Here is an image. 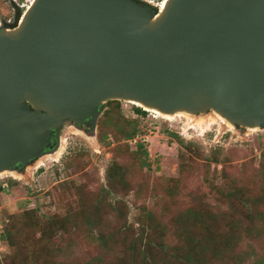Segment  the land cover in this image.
<instances>
[{
	"label": "water",
	"instance_id": "obj_1",
	"mask_svg": "<svg viewBox=\"0 0 264 264\" xmlns=\"http://www.w3.org/2000/svg\"><path fill=\"white\" fill-rule=\"evenodd\" d=\"M145 1L33 0L0 28V174L111 101L264 128V0Z\"/></svg>",
	"mask_w": 264,
	"mask_h": 264
},
{
	"label": "rangeland",
	"instance_id": "obj_2",
	"mask_svg": "<svg viewBox=\"0 0 264 264\" xmlns=\"http://www.w3.org/2000/svg\"><path fill=\"white\" fill-rule=\"evenodd\" d=\"M161 1L154 2L160 4ZM22 3L28 2L0 0V20L20 17ZM154 6L160 9V6ZM113 106L114 103L109 102L102 106L101 116L93 130L88 132L86 126L63 127L56 151L48 152L20 171L0 174V264H8L13 254L4 235L14 217L35 210L41 219L47 220L54 215L64 216L69 210H80V191L86 192V198L91 202L101 196L106 205H112L105 212H94L103 219H128L135 229L144 225L147 230L152 226L149 219L162 223L167 227V243L172 246L180 239L182 225L178 219L190 208L200 204L211 206L215 211L228 208L216 199L211 187L226 185L230 181L228 175L241 184L246 181L245 176H251L260 168L264 129L230 128L214 117L213 111L192 119L183 116L165 119L145 110L146 115H139L136 105L120 102L119 116L132 121L131 125H137L139 133L133 140H124L120 135L115 136L112 127H106L104 131L109 134V139L106 141L108 144H104L99 140L98 122ZM167 131L180 136L184 143ZM139 143L143 144L148 155L140 153V157L135 159L130 153L122 152L117 158L131 182L130 192L104 195L106 171L115 160V147L129 144L130 151H136ZM218 147L223 149L229 161L208 159ZM59 149L62 150L61 155L56 154ZM74 163H80L77 172L71 168ZM119 209L124 210L125 217L120 216ZM72 231L70 234L61 231L64 235L62 241L56 240L53 245V250L65 251L57 259L64 263L76 258L89 260L100 253L98 243L88 237L90 233L69 242ZM59 235L62 236L61 233ZM96 235L94 232V237ZM262 262L264 235H244L234 253L223 255L213 264Z\"/></svg>",
	"mask_w": 264,
	"mask_h": 264
},
{
	"label": "trees",
	"instance_id": "obj_3",
	"mask_svg": "<svg viewBox=\"0 0 264 264\" xmlns=\"http://www.w3.org/2000/svg\"><path fill=\"white\" fill-rule=\"evenodd\" d=\"M109 103H114L113 108L98 122L100 142L108 144L109 134L104 131L106 127H112L116 137L120 135L124 140H133L139 133L137 125H131L132 121L119 116L120 102ZM136 111L139 115H146L140 107L136 106ZM167 134L184 143L177 134L168 131ZM114 152L115 160L106 171L107 183L103 187L104 195L108 196L130 192L131 182L125 167L117 160L119 154L130 153L135 159L140 157V153L148 155L142 143L138 144L136 151H130L129 144H124L115 147ZM208 159L213 162L229 161L220 147L215 148ZM73 165L71 168L77 172L80 163ZM227 179L230 181L226 185L211 189L215 191L216 199L228 208H217L215 211L211 206L202 204L190 208L178 219L182 230L180 239L172 246L167 243V227L162 223L149 219L152 226L147 230L144 225L135 229L128 219H103L94 212H105L112 205H106L101 196L91 202L86 198V192L80 191V210H69L64 216L54 215L47 220L41 219L35 210L14 217L4 235L13 251L8 264H213L223 255L234 253L244 235H264V152L260 168L251 176H245L246 181L239 184L229 175ZM119 211L121 217L125 215L123 209ZM61 231L73 232L69 242L90 233L88 237L98 243L100 253L89 260L76 258L71 259L72 262H62L57 258L65 251L53 250L56 240L63 239ZM94 232H97L96 237Z\"/></svg>",
	"mask_w": 264,
	"mask_h": 264
},
{
	"label": "flooded vegetation",
	"instance_id": "obj_4",
	"mask_svg": "<svg viewBox=\"0 0 264 264\" xmlns=\"http://www.w3.org/2000/svg\"><path fill=\"white\" fill-rule=\"evenodd\" d=\"M133 1L139 3L140 5H146V4H147V2H146L145 0H133ZM150 5H151V4H150ZM153 9H154L155 11L158 10V8L155 7V6H153ZM19 18H20V17L15 16L14 19H12V20L10 21V23H3V24L1 25V27H8V28L10 27V28H14V27L16 26V24H17ZM1 27H0V28H1ZM85 126L87 127L85 130H87L88 132L94 129V127H89L87 123H82V124H80V125H78V126H75V127L80 128V127H85ZM61 129H62V128H61ZM61 129L54 130L53 133L51 134V137L49 138V140L46 142V144H45V146H44V152H43L44 155L47 154L48 152H54V151H56V147L58 146V141H59V132L61 131ZM263 129H264V128H263ZM60 149H61V148H60ZM60 149L58 150V152L60 151ZM56 154H57V152H56ZM37 159H39V158H37ZM37 159H34V160L31 161L30 163H27V164L23 165L22 167H17V168H15L12 172L22 170L24 167H26L27 165L33 163V162L36 161Z\"/></svg>",
	"mask_w": 264,
	"mask_h": 264
},
{
	"label": "bare ground",
	"instance_id": "obj_5",
	"mask_svg": "<svg viewBox=\"0 0 264 264\" xmlns=\"http://www.w3.org/2000/svg\"><path fill=\"white\" fill-rule=\"evenodd\" d=\"M166 1L167 0H163V1H161L160 2V4H158V3H156V2H149V3H151V4H153V5H156V6H160V10L162 11L163 10V8H164V6H165V3H166ZM30 7V6H29ZM131 104H133V105H136V106H139V107H141V105H139V104H137V103H132V102H130ZM143 109H145V108H143ZM146 111H150V112H153V114H156V115H158L159 117H163V118H165V119H173V117H177V116H183V117H190L191 119H192V117L193 116H188V115H186V114H178V115H176V116H165V115H162V114H160V113H158V112H156V111H152V110H149V109H145ZM215 114V113H214ZM210 116H212V115H210ZM214 117H217V119H219V120H221L224 124H226L228 127H230V128H233V126L232 125H230L223 117H221V116H219V115H217V114H215V115H213ZM199 117V116H198ZM210 120H213L212 118H210ZM225 121V122H224ZM249 130H257V129H249ZM61 153H62V150H60L59 152H57V154H59V155H61Z\"/></svg>",
	"mask_w": 264,
	"mask_h": 264
},
{
	"label": "built area",
	"instance_id": "obj_6",
	"mask_svg": "<svg viewBox=\"0 0 264 264\" xmlns=\"http://www.w3.org/2000/svg\"><path fill=\"white\" fill-rule=\"evenodd\" d=\"M28 3L25 4V3H22L20 5V10L22 11V14L29 8V5H31V3L33 2V0H26ZM155 0H152L151 2H154ZM18 5V3H17ZM19 6V5H18ZM158 8V7H157ZM159 9V8H158ZM10 19L6 20V21H3V20H0V27L3 23H10ZM1 228V227H0ZM1 232V231H0ZM2 237V233H0V238Z\"/></svg>",
	"mask_w": 264,
	"mask_h": 264
}]
</instances>
